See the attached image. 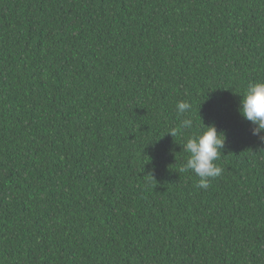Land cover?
Returning <instances> with one entry per match:
<instances>
[{"label":"trees","instance_id":"trees-1","mask_svg":"<svg viewBox=\"0 0 264 264\" xmlns=\"http://www.w3.org/2000/svg\"><path fill=\"white\" fill-rule=\"evenodd\" d=\"M253 82L264 0H0V264H264ZM212 124L204 190L182 147Z\"/></svg>","mask_w":264,"mask_h":264},{"label":"clouds","instance_id":"clouds-1","mask_svg":"<svg viewBox=\"0 0 264 264\" xmlns=\"http://www.w3.org/2000/svg\"><path fill=\"white\" fill-rule=\"evenodd\" d=\"M239 113L242 118L252 125L251 134L258 142L264 144V82L250 83L242 96ZM177 112L180 115L191 111L189 102L181 101L177 104ZM183 128L190 129L193 121L185 118L182 121ZM205 126V125H204ZM202 134L193 135L183 145V151L188 153L184 171L191 170L197 177V188L207 190L211 179L221 176L223 169L218 165L221 153L224 154L227 135L219 131L215 124L205 126ZM177 129H171L168 135L175 137Z\"/></svg>","mask_w":264,"mask_h":264}]
</instances>
